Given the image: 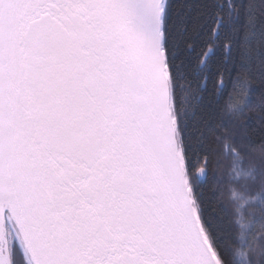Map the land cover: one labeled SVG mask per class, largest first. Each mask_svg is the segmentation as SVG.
Masks as SVG:
<instances>
[{"label":"snow or ice","instance_id":"1","mask_svg":"<svg viewBox=\"0 0 264 264\" xmlns=\"http://www.w3.org/2000/svg\"><path fill=\"white\" fill-rule=\"evenodd\" d=\"M0 264H264V0H0Z\"/></svg>","mask_w":264,"mask_h":264},{"label":"trees","instance_id":"2","mask_svg":"<svg viewBox=\"0 0 264 264\" xmlns=\"http://www.w3.org/2000/svg\"><path fill=\"white\" fill-rule=\"evenodd\" d=\"M211 87V81H209V88ZM227 100V93H225L224 98L221 99V105L223 106L226 103ZM212 172H213V168L212 166L209 167V181L207 182V184L205 185L206 189L208 190V194L211 195L213 189H218V185L215 184L212 180ZM216 172V176L217 177H221V176H226L227 174V162H225L222 166H220L219 168H216L215 170ZM226 199V195L225 194H219L217 196V200L218 202Z\"/></svg>","mask_w":264,"mask_h":264}]
</instances>
